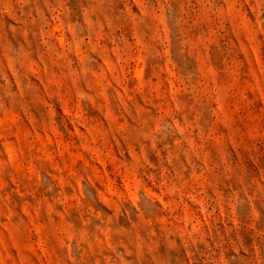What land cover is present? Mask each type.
<instances>
[{
  "label": "rangeland",
  "instance_id": "1",
  "mask_svg": "<svg viewBox=\"0 0 264 264\" xmlns=\"http://www.w3.org/2000/svg\"><path fill=\"white\" fill-rule=\"evenodd\" d=\"M0 264H264V0H0Z\"/></svg>",
  "mask_w": 264,
  "mask_h": 264
}]
</instances>
